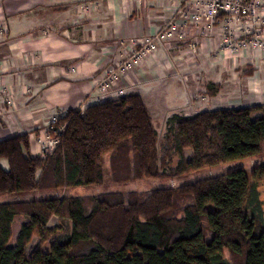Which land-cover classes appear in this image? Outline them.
Returning a JSON list of instances; mask_svg holds the SVG:
<instances>
[{
  "label": "trees",
  "instance_id": "16d2710c",
  "mask_svg": "<svg viewBox=\"0 0 264 264\" xmlns=\"http://www.w3.org/2000/svg\"><path fill=\"white\" fill-rule=\"evenodd\" d=\"M47 132L58 138L50 153L32 154L28 132L0 140V194H10L0 202V264H264V162L147 191L32 196L99 184L104 155L109 179L126 182L260 154L264 104L171 114L159 133L128 92L67 109Z\"/></svg>",
  "mask_w": 264,
  "mask_h": 264
},
{
  "label": "crops",
  "instance_id": "0c3cea01",
  "mask_svg": "<svg viewBox=\"0 0 264 264\" xmlns=\"http://www.w3.org/2000/svg\"><path fill=\"white\" fill-rule=\"evenodd\" d=\"M172 7L170 0H0V140L28 132L30 152L39 154L50 118L100 101L92 89L104 65L116 58L122 43L162 27ZM223 18L205 39L191 35L198 40L191 58L183 57L185 44L175 42L167 52L160 47L124 75L119 87L140 95L153 120L194 113H187L188 93L176 81L194 73L207 79L209 59H227L217 52ZM256 53L231 57L242 64L248 81L244 89L250 97H244L255 102L264 89V63ZM217 90L210 108L201 110L233 107L224 101L213 106ZM242 103L235 107L246 106Z\"/></svg>",
  "mask_w": 264,
  "mask_h": 264
},
{
  "label": "built area",
  "instance_id": "2783aa9c",
  "mask_svg": "<svg viewBox=\"0 0 264 264\" xmlns=\"http://www.w3.org/2000/svg\"><path fill=\"white\" fill-rule=\"evenodd\" d=\"M172 14L157 30L134 40L122 43L118 56L108 62L96 77L92 92L97 99H106L124 94L119 87L121 78L140 68L145 58L152 57L161 47L164 51L173 48L174 43L185 44V53L196 50L197 34L201 40L212 34L217 18H224L218 25L219 41L217 52L220 56L242 57L249 50L258 54L264 63V0H170ZM2 34V31H0ZM188 39L190 41H188ZM73 71V69H71ZM57 116L49 123H56ZM65 122L58 124L57 132L62 131ZM49 128V126H48ZM45 129L41 152L50 153L58 144V138Z\"/></svg>",
  "mask_w": 264,
  "mask_h": 264
},
{
  "label": "rangeland",
  "instance_id": "374dc122",
  "mask_svg": "<svg viewBox=\"0 0 264 264\" xmlns=\"http://www.w3.org/2000/svg\"><path fill=\"white\" fill-rule=\"evenodd\" d=\"M185 48H188L185 46ZM186 51V50H185ZM192 53V52H191ZM191 53L184 52V58H191ZM118 56V54H117ZM212 56V55H210ZM211 63V64H210ZM208 67L211 69L206 73L207 79H198L197 74H192L195 76L187 75L181 76L178 78L179 82L176 83L181 84L185 93H188L189 103L187 105V113L195 112V110H201L203 108H210L209 98L213 95H209L205 93V86L207 84L217 87V91L220 96L214 95V103L213 106H218L219 102L226 103L227 106L239 105V101L241 100L246 106L252 105L253 103H264V89L263 92L259 93V100L255 102L253 99H247L244 96L247 94V90H245L247 79L242 75V64L236 62L235 59L231 57H227L226 60L219 59H209ZM197 79V80H196ZM211 83V84H210ZM264 83V82H263ZM217 93V94H218ZM250 95V92L248 91ZM252 95V94H251ZM250 97V96H248ZM254 101V102H253ZM190 105V106H189ZM196 107V108H194ZM181 113H184L181 111ZM155 125L159 131L162 133L163 131V122L160 117L156 116L154 119ZM190 155L188 154V157ZM264 162V151L260 154L239 158L235 160L226 161L224 163H220L218 165L210 166L207 168H203L194 172L186 173L178 178L174 179H160V178H150V179H139L132 180L126 182H112L108 176V162L107 155L103 156L102 159V168H103V179L99 184H91V185H82L76 186L72 188H58L56 190H50L49 192L44 193H35L32 196H64V195H92L100 192H125V191H147L152 190L159 187H167V186H178L184 183L193 182L199 178L210 176V175H218L223 174L229 171H233L236 169H247L249 170L254 165L260 164ZM258 191L260 194V199L262 201V207L264 209V181H260L258 183ZM10 198V194L2 193L0 194V202H4ZM56 218H51L48 227H53L56 225ZM37 238L33 237L30 243L27 245L26 249L29 251L34 244H36ZM49 247V242H45L41 249L47 250Z\"/></svg>",
  "mask_w": 264,
  "mask_h": 264
}]
</instances>
